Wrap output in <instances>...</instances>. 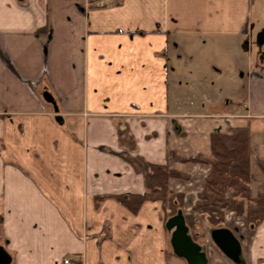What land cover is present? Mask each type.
<instances>
[{"label":"crops","instance_id":"obj_1","mask_svg":"<svg viewBox=\"0 0 264 264\" xmlns=\"http://www.w3.org/2000/svg\"><path fill=\"white\" fill-rule=\"evenodd\" d=\"M95 1L0 0V250L6 264H187L160 200L131 211L116 196L144 191L139 160L163 164L194 217L210 169L194 158L232 127L249 131L251 196L264 192V0ZM181 37L234 53L231 89L226 63L199 72ZM221 226L240 264H264V219L226 211Z\"/></svg>","mask_w":264,"mask_h":264},{"label":"trees","instance_id":"obj_2","mask_svg":"<svg viewBox=\"0 0 264 264\" xmlns=\"http://www.w3.org/2000/svg\"><path fill=\"white\" fill-rule=\"evenodd\" d=\"M131 141V136L123 133ZM134 145L131 143V148ZM249 131L246 127H232L228 132L211 135V156L194 158L205 160L209 172L193 211L205 214L207 222L221 225L225 211L244 216L250 226H257L264 219V192L251 196L249 168ZM144 177V191L139 194H119L117 199L136 211L146 200H160L170 216L183 205V193L168 189L167 181L176 172L166 165L139 160ZM257 165L264 173V160L257 159ZM189 226H194V217L184 215Z\"/></svg>","mask_w":264,"mask_h":264},{"label":"water","instance_id":"obj_3","mask_svg":"<svg viewBox=\"0 0 264 264\" xmlns=\"http://www.w3.org/2000/svg\"><path fill=\"white\" fill-rule=\"evenodd\" d=\"M43 95L47 100L53 102L49 93L45 92ZM165 226L168 230H172L170 242L177 256L184 258L187 264L207 263V258L202 247L188 234V226L181 209L166 220ZM209 237L228 259L235 264L242 262L240 242L229 228L225 226L212 228L209 231ZM6 262L7 258H5L0 250V264H6Z\"/></svg>","mask_w":264,"mask_h":264},{"label":"rangeland","instance_id":"obj_4","mask_svg":"<svg viewBox=\"0 0 264 264\" xmlns=\"http://www.w3.org/2000/svg\"><path fill=\"white\" fill-rule=\"evenodd\" d=\"M115 2H116V0H114L113 3H107L106 5H111V4H114ZM106 5H102V6H98V7H104ZM178 40L181 44H184V46L189 47L188 51L190 52V55H192L194 62L198 63V65L200 66L199 72H208L209 70L207 68H205L206 64H208V63L212 62L215 64L216 67H217V64H219V63H226V68L224 67V71L226 74V76H225L226 77V82H225L226 85H223V87L225 86V88H227V89L232 88V85H233L232 84V81H233L232 71L234 72V69H232V67H233L234 59H235L234 58L235 55L232 51L226 50L225 52H223L221 49L217 48V41L216 40L213 41L210 38H201V40H199V39H194L191 37H181ZM237 73L240 74V71H238ZM201 96L202 95L200 93V97ZM242 102H244V100H242ZM219 106L223 107L224 110L227 109V107L223 106L222 101L219 102ZM238 107H239V105H238ZM230 108H234V104L230 105ZM241 108L242 107H240V109ZM162 206L164 207V203H162ZM169 217H170V215L168 213V210L165 209L164 221L166 222V220ZM194 217H195L194 226H192V228L196 232V233H194V230H193V234L197 235L196 238H194V240L199 243V245L202 247V250L205 252L207 244H214L209 237V231L212 228L221 226L223 223L221 225L210 224L209 222H207V220L205 218V214H202L199 212H195ZM229 221H231V220L229 219ZM207 257L208 256H206V258ZM227 260H228L229 264H235L230 259L227 258ZM214 264H223V262L220 260H216Z\"/></svg>","mask_w":264,"mask_h":264},{"label":"built area","instance_id":"obj_5","mask_svg":"<svg viewBox=\"0 0 264 264\" xmlns=\"http://www.w3.org/2000/svg\"><path fill=\"white\" fill-rule=\"evenodd\" d=\"M113 1L114 0H96L95 4L97 6H102V5H106L107 3H113ZM63 263L64 264H76L74 260L69 256H66L63 258Z\"/></svg>","mask_w":264,"mask_h":264}]
</instances>
